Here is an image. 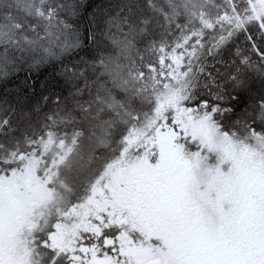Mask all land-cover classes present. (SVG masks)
I'll use <instances>...</instances> for the list:
<instances>
[{
  "label": "snow or ice",
  "instance_id": "1",
  "mask_svg": "<svg viewBox=\"0 0 264 264\" xmlns=\"http://www.w3.org/2000/svg\"><path fill=\"white\" fill-rule=\"evenodd\" d=\"M80 8L0 0V80L71 85L0 109V264H264V0Z\"/></svg>",
  "mask_w": 264,
  "mask_h": 264
},
{
  "label": "trees",
  "instance_id": "2",
  "mask_svg": "<svg viewBox=\"0 0 264 264\" xmlns=\"http://www.w3.org/2000/svg\"><path fill=\"white\" fill-rule=\"evenodd\" d=\"M67 2L81 5L79 14L72 18V22L79 25L83 31L89 27L91 14L97 10V6H114L120 0H67ZM115 10L113 8V13ZM99 39L104 40L105 38L99 37ZM101 48H103V44H101ZM81 55L88 60L95 56V52L89 50L82 52ZM79 59V57L76 58L77 61ZM75 62L73 61V63ZM216 68L222 69V66L217 64ZM211 71L215 72V69H211ZM70 89L71 85L66 83L60 75L59 64L54 62V65H45L39 69H29L27 65H24L5 80H0V109L15 108L19 116L28 110L52 104L56 95H60L62 99L67 97ZM259 93V80L254 79L252 91L249 94L250 99L254 100ZM44 97H49V100L45 101ZM42 113L45 114L46 112L42 111Z\"/></svg>",
  "mask_w": 264,
  "mask_h": 264
},
{
  "label": "rangeland",
  "instance_id": "3",
  "mask_svg": "<svg viewBox=\"0 0 264 264\" xmlns=\"http://www.w3.org/2000/svg\"><path fill=\"white\" fill-rule=\"evenodd\" d=\"M53 107V105L52 104H47V105H44V106H42V107H39V108H37V109H32V110H28L27 112H26V114H30L31 115V117H32V120H33V122H37L40 118H42L43 117V113H42V111H44V112H48L51 108ZM39 109V110H38ZM43 109V110H42ZM42 110V111H41ZM25 113V112H24ZM22 114V113H21ZM39 124L37 123V126H38Z\"/></svg>",
  "mask_w": 264,
  "mask_h": 264
}]
</instances>
